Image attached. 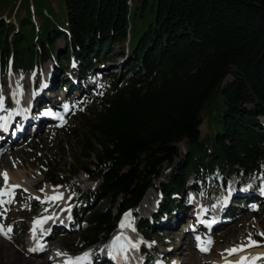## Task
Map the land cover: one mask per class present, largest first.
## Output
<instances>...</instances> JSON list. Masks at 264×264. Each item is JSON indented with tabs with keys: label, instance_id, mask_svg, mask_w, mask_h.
<instances>
[{
	"label": "trees",
	"instance_id": "1",
	"mask_svg": "<svg viewBox=\"0 0 264 264\" xmlns=\"http://www.w3.org/2000/svg\"><path fill=\"white\" fill-rule=\"evenodd\" d=\"M62 2L64 17L54 22L34 0H0V74H31L51 60L70 71L73 64L86 81L97 67L123 58L126 76L113 75L99 86L72 129L80 151L67 176L84 173L97 187L80 195L72 211L80 233L79 246L69 251L110 234L176 158L174 171L159 184L152 219L171 214L184 188L199 194L210 182L224 187L232 174L242 181L264 178L258 121L264 117V0ZM12 12L15 29L3 22ZM34 15L41 21L33 22ZM58 38L64 46L54 54ZM203 120L207 133L200 136ZM92 201L108 206L91 207ZM36 206L32 202L31 209ZM146 223L140 220L138 233L150 238Z\"/></svg>",
	"mask_w": 264,
	"mask_h": 264
},
{
	"label": "rangeland",
	"instance_id": "2",
	"mask_svg": "<svg viewBox=\"0 0 264 264\" xmlns=\"http://www.w3.org/2000/svg\"><path fill=\"white\" fill-rule=\"evenodd\" d=\"M34 1L36 4H40L43 8L42 14L47 16L51 15V18L54 17L56 19L52 18V21L58 22L63 19L64 7L62 0ZM13 15L14 12H12V15L9 18H3V22H5L8 27L15 29L16 23L14 22ZM22 15L23 10L20 9L18 16ZM34 21L40 22V16L34 15L33 22ZM63 46V40L58 38L54 44V54H56ZM116 51L117 47H113L111 49V53H115ZM122 59L123 58L116 57L112 62L97 67L96 72L91 75V78L88 79V81L79 79V76L74 71L72 72L68 69H64V66L58 65L56 62L51 60H47L40 64V66H38L36 71L32 74L17 75L13 73L10 74L9 72L6 73L5 77L0 78V91H4L3 96L6 100H8V105H10L9 98L11 87H9V84L12 83V85H14V81H16V89H18L20 95L25 97L27 102H30L28 99L31 97L33 99V92L40 94L37 91L40 89L42 78L45 79L48 76V83L52 84L51 90L53 88L51 93L48 92V96L51 103H57V109L54 113L55 117L59 118V116H61V118L64 119V122L61 123L56 120H49V122L51 121L52 123L56 121V124H46L44 127L42 126V135H35L34 137L30 136L33 134L31 133L29 137L26 138V141L19 147L15 146V148L10 149L11 147H9L10 144L7 139L2 141V146L0 148L2 152V157L0 154V189L4 185L2 174L8 170L11 172H29L26 174L25 178L28 187L16 189L11 203L0 204V226H3L5 229L8 227L12 228L9 237L6 238L4 236L5 239L0 240V264H60V262H57V259H54L53 256L56 249L59 250L60 248L61 250L63 249L65 253H68L65 248L75 249L79 246L76 243L80 233L79 228L75 227L76 225L74 227H69L68 230L63 228L60 222L62 223L64 221L65 215H63L64 218H61L63 221L61 219L55 220L58 217L56 214L61 210L60 203L52 202L45 205V203H43L44 200L42 190L45 188L47 183H50L49 180H56L57 178H61L63 181V183L58 184H62V187L67 189L68 192L70 190V193H68L69 196L84 195L87 192H91L96 189L97 182L95 183L89 181L83 173H78L72 177L67 176V171L71 169V167L68 169L67 165L72 163L71 158L77 156L80 151V144L77 137L75 138L73 135L72 129L74 127L76 128V122L82 107L87 105L91 95L98 89L99 86L106 85V83L111 80L113 75L116 77L121 75L124 77L126 76L125 74L127 72L123 71L121 68ZM71 67L73 66L71 65ZM229 80V76L225 77L221 86ZM34 98H36L35 94ZM65 105H67V110L65 109ZM63 109L66 110L64 113ZM206 118L207 116L205 119ZM258 121H260L264 126V117L259 118ZM58 124L60 126L56 127ZM205 124V120H203L199 126L200 136L206 135L207 133ZM212 126L213 125L210 120V128ZM210 136H212V134H210ZM175 147L180 158L184 151L183 145L182 143H178ZM5 154H7L8 159L7 161H2L1 158H3V155ZM177 162L178 158H176L170 166H163L160 171L159 178L156 180V189H147L144 192V194L146 193L144 198L147 195L149 196L145 200L143 199L133 212H126L136 216L137 218H145L147 220L145 233L150 237V239L149 241L144 240L142 236L133 231V237L134 240H136L137 245H140V247L144 249H149L151 247L156 250L157 253H155L157 256H163L164 259L168 256L165 253H173L175 254L174 256H176L175 261H177L178 264H187V262L191 259H193L197 264H212L215 260H221V252L232 248H238L242 245L245 248V250H243L244 252L264 250V235H261L264 234V203L258 200L257 192L259 193V190L253 191V195L256 198L252 199L256 201L254 203L251 201L244 202L245 198L239 197L243 189L247 187L251 188L252 184L255 183V180L257 179H249L247 181L249 186L245 185L246 187L242 186L237 190L236 187L233 186L234 182L239 180L238 177H229L225 181L226 192L224 193L225 196H223L228 197L232 190L234 191L235 196L232 197L229 202V206H232L225 212V220H228V222L221 228L212 231L209 234H206V229L197 227L198 225L196 226V215L194 212L192 214V211L197 209V201L202 202V204L206 206L204 203H206V201L208 202L210 199V193L212 192L211 188L213 184L215 185V182H213V184L210 182L207 187L203 188V191L200 189V193H202L200 194L202 199L199 197L200 200H197V196L193 193H186L185 188L182 189L178 198L175 199V209L171 211V214H166L160 219L151 218V214L154 212V204L158 200L157 193L160 189L159 184L166 182L167 178L174 171ZM53 174H57V176H55L56 178L52 176ZM191 182L192 178L189 177L186 181L185 187L190 186ZM258 185L264 187V183H259ZM231 187L232 189H230ZM244 191H247V189ZM220 194V192L215 194L214 199H221L223 197L221 196L223 193L221 195ZM204 198H207L206 201H204ZM146 200L148 202L145 209H142V205ZM33 201L38 202L39 207L36 210H32L28 207V203L31 204ZM90 204L91 207L99 209H103L108 206L106 201H92ZM193 206V210L189 213V208L192 209ZM183 211L187 212L186 215H183ZM39 212L46 215L41 217L34 215ZM52 214H55V216L53 215L51 220L55 221L49 222L44 230L38 231V236H36L35 239L36 244L32 245L30 243V239L33 232L34 222L38 219L51 217ZM180 216H182V218L179 221V224L175 226L174 222L176 218ZM48 219H46V222ZM135 223L136 219L133 218L131 222V230ZM44 225L45 223L41 227L43 228ZM116 228L118 229L117 225H115L114 230L110 234H107L100 243L92 246V248L95 249V252L92 253L90 257L93 262L92 264L110 263L106 261V259V262L103 261V263H99V261H101V257L104 259L103 256L106 252L104 248L107 247V249H112L110 239L116 236L117 232L112 235ZM195 235L197 236V239H204L206 242L211 241V244L208 246V251L202 252L194 246H186L179 250V247L182 246L183 243H187L186 241H188V243L189 241L192 242L191 239ZM110 236L112 237L109 238ZM249 237H251V240L256 242V244L251 247L248 246ZM137 248L138 246L136 249ZM31 250L40 251L38 253L40 256L44 252L43 257H37L36 254H32L30 252ZM106 253L108 254V252ZM71 256L76 257V255ZM140 259V264H152V262L149 261L151 258L148 254H144L140 257ZM169 261L171 262V260ZM165 262L166 264H169L168 261ZM258 264L264 263L259 262Z\"/></svg>",
	"mask_w": 264,
	"mask_h": 264
},
{
	"label": "bare ground",
	"instance_id": "3",
	"mask_svg": "<svg viewBox=\"0 0 264 264\" xmlns=\"http://www.w3.org/2000/svg\"><path fill=\"white\" fill-rule=\"evenodd\" d=\"M41 81L42 82L40 83V89L37 91L40 94H36V92H33V94H32L33 99H32V97L28 99V101H30V102H27L25 97L20 95L18 89H16V84H17L16 81H14V85H12V83L9 84V87H11L10 88L9 102L12 104V106H11L12 108L9 111V113H11V116L13 118V125H12L11 131L7 135H5V136L0 135V148L2 146L1 144H2L3 139H7L8 143L10 144L9 147H11L10 149H13V148H15V146L19 147L23 142H25L26 138L29 137V135L31 133H33V134H31L30 136H34V137H35V135H40L42 133V131H41L42 126L44 127V125H46V124L47 125H51V124L54 125L55 124V123L51 122L53 120V118L55 117V114L44 116L41 113V112H43L45 114L48 113V110L46 109L47 107H45V106H49L50 108H56L57 107V103H55V102L51 103V100L49 99V96H48V92L51 93L53 90V88L51 90L52 84L48 83V76L45 79L42 78ZM55 91H57V90H55ZM0 92H1L0 96H3L4 91L3 92L0 91ZM45 93H47V94H45ZM34 94L36 95V98H34ZM37 95H39V96H37ZM63 101L66 102L65 100H63ZM50 119H51V121L49 122ZM1 153L2 152L0 150V154ZM1 157H2V154H1ZM7 159H8L7 154L3 155V158H1L2 161H7ZM28 172L27 171L11 172L10 170H8L6 172L8 175V185H11V186L18 185L19 187L15 188V191L18 188H27L28 185L26 184L25 178H26V174H28ZM2 177H3V175H2ZM3 181H4V178H3ZM36 184H37V182H36ZM36 184H34V185H36ZM237 186H238V182L236 181V182H234L233 187H236V190H237L238 189ZM246 186H249V184L247 183ZM4 188H5V181H4V185L2 186V188L0 190H3ZM230 189H232V187ZM245 189H247V191H244ZM245 189H243L241 194L239 192H237L238 194H240L239 197L245 198L246 201H251L252 199H256L255 196L253 195L252 187L251 188L247 187ZM15 191H14V194H15ZM67 193H70V190L68 192L67 189L62 187V184L47 183L45 188H43V190H42V195H43V200H44L43 203H45V205L52 203V202L60 203L61 210L56 215L61 217V216L65 215V212H66L65 210H62V207L64 206V202L67 198ZM230 193L231 194L229 195V199L227 196L224 197L225 196L224 193L223 194L221 193L222 194V195L220 194L221 196L224 195L221 199H219V198L214 199V197H213L209 203H204V204H206V206L203 205L202 202L197 201V206H198L197 209L193 210L194 206L192 207V209L189 208L188 212L190 213L191 210H193L192 214L194 212V214L196 215V220H197L196 226L198 225V222H201L204 225H208L209 230H210L209 232L211 233L212 231H215V230L221 228L222 226H224L225 224H227V222L225 220L226 219L225 209L228 208V204L230 202V199L232 197H235L233 190ZM259 193L264 194V188H262V190ZM56 195H59L62 198L58 199V200H48L49 197L56 196ZM148 196L149 195H147L145 198L143 197V199L145 200ZM257 196H258V192H257ZM13 198H14V195L12 197V200H13ZM2 199L8 200L9 197L5 196ZM143 199H142V201H143ZM260 199H261L260 196H258V200H260ZM260 201L264 203V200H260ZM147 202H148L147 200L144 202V204L142 205V209L143 208L145 209ZM190 205H191V203H190ZM206 211L209 212L207 214V216L206 215L202 216V215H204V213ZM186 213L187 212L183 211V215H186ZM126 214H128V213H125L124 215H122V217L120 219V223H122L124 221V217ZM44 215H46V214L43 213V214L39 215V217L44 216ZM53 215L55 216V214H52L50 218L48 217L49 219L47 220V222H45V225L43 228L41 226H43L44 223L40 226L41 228L40 227L36 228L35 238H34L33 232H32L31 239H30L31 240L30 243L32 245L36 244L35 239H36V236H38L37 235L38 231L44 230L49 222L54 221V220L51 221V218L53 217ZM203 217H205V219H203ZM181 218H182V216L176 218V220L174 222L175 226L179 224V221L181 220ZM188 220H189V218H188ZM131 222H132V219H131ZM130 228L131 227L121 228V225L118 227V229L116 228L115 232L112 234V235H114L117 232L116 236L114 238H111L112 236L109 237V238H111L110 239V243H111L110 245L112 246L113 241L118 236L122 237V239L120 241L121 244L127 245L130 243V244H136L137 245V242H136V240H134V237H133V230H131ZM134 231H135V229H134ZM196 237L197 236H193V238L191 239L192 242L189 241V243H188V241H186L187 243H183L182 246L179 247V250L181 248L186 247V246L187 247L194 246V247H196V249H199L200 243L206 242V240H204V239L199 240ZM0 238L5 239L4 235H2V234H0ZM124 238H126V239H124ZM137 246H138L137 249H136V247L133 248V247L128 246L126 251H124V252H113L112 249H109V248L107 249V247H106V248H104V250L106 252H108L109 255L105 252V254L103 256L104 259H102V257H101V259H100L101 261H99V263H103V261H105V259H106V261L109 262L110 257H111V261L112 260L114 261L113 264H140V262L138 261L136 253L138 252L139 248H141V247H140V245H137ZM250 247H248V248H250ZM56 250H55L53 256H54V259H57V262L58 261L60 262V264H66V262L69 259L75 260L77 257H81L85 253H87L89 255V258H90L91 254L95 252V249H92L89 252H86V250H83L80 253L76 254V257H73L71 255L66 254L63 249L61 250L59 248V250H57V251ZM186 250H188V249H186ZM244 250H245V248H244ZM30 252L32 254H36L37 257H43V254H44V252H43L42 255L40 256L38 254L40 251H38V250H31ZM187 252H189V251H187ZM242 252H244V251H239L238 253H234V254L229 255V250H225V251L220 253V259L221 260H219V259L215 260V262H213L212 264H239V261L244 257H247V258L261 257L260 259L255 261V264H258L259 262L264 263V250H252V251H248V252H244V253H242ZM165 254L168 255V256H166L165 259L163 258V256H161L160 258H158L157 256H152L151 260H149V261H151L152 264H166L165 261H168L169 264H174L175 262L170 263L169 260H171L172 258H175L176 257V256H174L175 254H173V253H171V254L165 253ZM95 255H96V253H95ZM95 255H94V257H95ZM114 256H115V258H113ZM189 261L187 262V264H197L193 259H191ZM181 262H183V261H181ZM182 264H184V263H182Z\"/></svg>",
	"mask_w": 264,
	"mask_h": 264
},
{
	"label": "snow or ice",
	"instance_id": "4",
	"mask_svg": "<svg viewBox=\"0 0 264 264\" xmlns=\"http://www.w3.org/2000/svg\"><path fill=\"white\" fill-rule=\"evenodd\" d=\"M2 105H3V101L0 100V108H2ZM65 109L67 110V105H65ZM46 115H52V113H46ZM8 119H10V116L9 117H4V121H5V124L3 125L4 127L7 126V121ZM3 178H4V181H5V188L3 190H0V204H4V203H11L12 202V197L14 195V191H15V188L19 187L18 185L16 186H11V185H8V175L7 173H3ZM9 197L8 200H4L2 199L3 197ZM62 197L59 196V195H56V196H52V197H49L48 200H58V199H61ZM50 218V217H49ZM46 219L48 218H45V219H38L34 222V226H33V236L35 238V232H36V228L40 227L43 223L46 222ZM124 227H131V214H126L125 217H124V221L121 223V228H124ZM12 231V228L11 227H8L7 229H5L3 226H0V234L4 235L6 238L9 237V234L11 233ZM261 235H264V234H261ZM122 237H116V239L113 241V244H112V251L113 252H124L126 251L127 247L130 246V247H137L136 244H121L120 241H121ZM126 239V238H124ZM211 244V241H207V242H201L200 243V250L202 252H206L209 250V245ZM256 242L251 240V237H249V240H248V246H253L255 245ZM244 250V246H240L238 248H232L229 250V255L231 254H234V253H237L239 251H243ZM115 258V256L113 257ZM261 257H253V258H247V257H244L241 259V261L239 262V264H255V261L260 259ZM89 260V255L87 253H85L83 256L81 257H77L75 260H72V259H69L66 264H85L86 261Z\"/></svg>",
	"mask_w": 264,
	"mask_h": 264
},
{
	"label": "water",
	"instance_id": "5",
	"mask_svg": "<svg viewBox=\"0 0 264 264\" xmlns=\"http://www.w3.org/2000/svg\"><path fill=\"white\" fill-rule=\"evenodd\" d=\"M264 128V127H263Z\"/></svg>",
	"mask_w": 264,
	"mask_h": 264
}]
</instances>
